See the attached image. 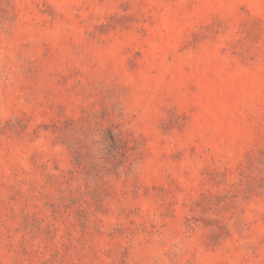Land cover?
I'll return each instance as SVG.
<instances>
[{"label": "rangeland", "instance_id": "1", "mask_svg": "<svg viewBox=\"0 0 264 264\" xmlns=\"http://www.w3.org/2000/svg\"><path fill=\"white\" fill-rule=\"evenodd\" d=\"M0 264H264V0H0Z\"/></svg>", "mask_w": 264, "mask_h": 264}]
</instances>
